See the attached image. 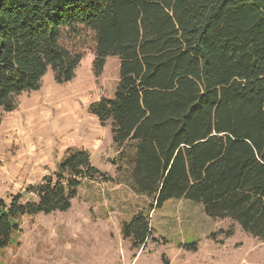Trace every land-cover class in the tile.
Here are the masks:
<instances>
[{
	"label": "trees",
	"instance_id": "obj_1",
	"mask_svg": "<svg viewBox=\"0 0 264 264\" xmlns=\"http://www.w3.org/2000/svg\"><path fill=\"white\" fill-rule=\"evenodd\" d=\"M87 42L97 77L108 57L120 62L113 97L88 106L110 122L117 177L87 149L67 148L41 183L0 198V249L24 217L66 212L84 181L103 179L156 209L172 199L200 203L264 241V0H0V126L2 112L40 90L49 70L58 84L72 81ZM121 230L144 247L149 213Z\"/></svg>",
	"mask_w": 264,
	"mask_h": 264
},
{
	"label": "rangeland",
	"instance_id": "obj_2",
	"mask_svg": "<svg viewBox=\"0 0 264 264\" xmlns=\"http://www.w3.org/2000/svg\"><path fill=\"white\" fill-rule=\"evenodd\" d=\"M77 50L83 61L72 81L58 84L49 70L40 90L19 96L15 111L2 112L0 198L7 202L55 172L67 148L87 149L93 165L117 177L110 122L102 125L88 106L113 97L120 62L108 57L97 77L92 43ZM25 199L36 197L26 193ZM152 203L115 179L86 180L68 211L24 217L12 244L0 249V264H264V241L229 219L209 217L202 204L172 199L156 209ZM138 212L149 213L152 226L142 248L121 230ZM191 243L197 248L186 249Z\"/></svg>",
	"mask_w": 264,
	"mask_h": 264
}]
</instances>
